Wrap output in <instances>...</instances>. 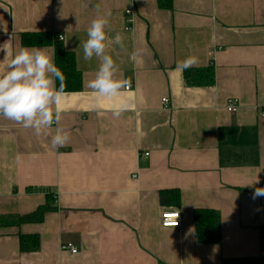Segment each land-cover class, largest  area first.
<instances>
[{
    "label": "crops",
    "instance_id": "crops-1",
    "mask_svg": "<svg viewBox=\"0 0 264 264\" xmlns=\"http://www.w3.org/2000/svg\"><path fill=\"white\" fill-rule=\"evenodd\" d=\"M97 16L109 20L117 77L133 84L113 99L88 87L99 59L85 61L82 42ZM29 32L54 36L29 48L75 53L83 89L66 92L61 121L39 136L0 117V216L54 207L40 222L0 225V264H263L264 197L253 200L246 185L264 187V0H174L172 9L158 0H0L9 59ZM188 57L198 59L191 68L214 66L213 85L188 84L177 69ZM57 128L69 136L59 149ZM167 189L179 190L180 204L163 201ZM198 208L220 214V243L198 240ZM176 209L181 226L164 227L162 213Z\"/></svg>",
    "mask_w": 264,
    "mask_h": 264
},
{
    "label": "clouds",
    "instance_id": "clouds-1",
    "mask_svg": "<svg viewBox=\"0 0 264 264\" xmlns=\"http://www.w3.org/2000/svg\"><path fill=\"white\" fill-rule=\"evenodd\" d=\"M108 26L106 17L94 18L87 28V39L82 42V49L85 61H91L94 57L99 59V66L88 87L98 98L113 99L128 86V81L117 77V65L106 52ZM60 40H63V35ZM113 40L117 45H123V37L119 33ZM0 52L4 53L3 60H0L4 65V71L0 73V117L34 130L37 136L53 124L58 125L64 111L63 98L67 93L65 77L55 63V50L22 47L9 59L5 42L0 45ZM197 64L196 57H188L177 63V69L183 71ZM124 110L125 105H114L113 115L120 117ZM68 141V134L57 128L51 144L59 149L66 146ZM258 183L257 180L254 184L246 185L254 188L253 200L264 197V187H255Z\"/></svg>",
    "mask_w": 264,
    "mask_h": 264
},
{
    "label": "trees",
    "instance_id": "trees-1",
    "mask_svg": "<svg viewBox=\"0 0 264 264\" xmlns=\"http://www.w3.org/2000/svg\"><path fill=\"white\" fill-rule=\"evenodd\" d=\"M174 0H158L160 8L172 9ZM54 36L50 32L23 33L22 44L26 47L49 46L53 43ZM55 63L61 69L64 77L66 92H78L83 89V75L77 66L75 53L72 51H59L55 54ZM188 84L192 86H211L215 83V68H188L184 71ZM59 86V81H57ZM163 201L171 204H180V192L177 189H167L161 192ZM52 195H48L51 201ZM54 199V203H56ZM54 209L51 204L40 206L36 211L26 215L0 216V225H21L28 222H40L46 212ZM194 221L198 240L202 243H220L222 241V222L220 214L214 209L198 208L194 210ZM21 241L31 243L38 247L39 238L35 235L21 234ZM262 262L264 264V226L261 228Z\"/></svg>",
    "mask_w": 264,
    "mask_h": 264
},
{
    "label": "built area",
    "instance_id": "built-area-1",
    "mask_svg": "<svg viewBox=\"0 0 264 264\" xmlns=\"http://www.w3.org/2000/svg\"><path fill=\"white\" fill-rule=\"evenodd\" d=\"M127 14L131 15L130 18H128V23L133 24L134 23V16H132L133 12L131 9L127 10ZM128 29H130V26L128 25ZM61 36V35H60ZM59 36V39H60ZM133 84L128 81V86L125 87L126 90H130L132 88ZM164 103L168 102V98L163 99ZM226 109L230 113H236L239 109V101L235 98H230L227 101ZM148 155V153H146ZM162 219H163V226L164 227H180L181 226V213L178 209L176 210H167L162 213ZM61 249L64 251H69L73 254H76L78 252V248L72 243V242H65L61 245Z\"/></svg>",
    "mask_w": 264,
    "mask_h": 264
}]
</instances>
